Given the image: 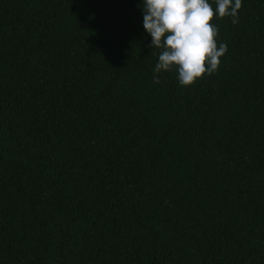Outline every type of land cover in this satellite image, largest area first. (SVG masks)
Masks as SVG:
<instances>
[{
    "label": "trees",
    "instance_id": "16d2710c",
    "mask_svg": "<svg viewBox=\"0 0 264 264\" xmlns=\"http://www.w3.org/2000/svg\"><path fill=\"white\" fill-rule=\"evenodd\" d=\"M141 4L0 0V264H264V0L189 87Z\"/></svg>",
    "mask_w": 264,
    "mask_h": 264
},
{
    "label": "clouds",
    "instance_id": "9594fccd",
    "mask_svg": "<svg viewBox=\"0 0 264 264\" xmlns=\"http://www.w3.org/2000/svg\"><path fill=\"white\" fill-rule=\"evenodd\" d=\"M141 7L149 47L158 50L152 82L160 84L162 72L175 71L178 84L189 87L218 70L228 49L213 18L237 24L242 0H142Z\"/></svg>",
    "mask_w": 264,
    "mask_h": 264
}]
</instances>
